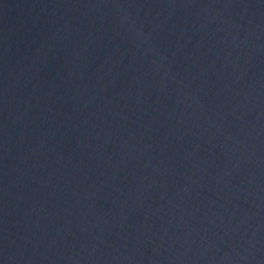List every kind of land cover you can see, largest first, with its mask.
I'll use <instances>...</instances> for the list:
<instances>
[{
	"label": "water",
	"instance_id": "water-1",
	"mask_svg": "<svg viewBox=\"0 0 264 264\" xmlns=\"http://www.w3.org/2000/svg\"><path fill=\"white\" fill-rule=\"evenodd\" d=\"M0 264H264V0H0Z\"/></svg>",
	"mask_w": 264,
	"mask_h": 264
}]
</instances>
